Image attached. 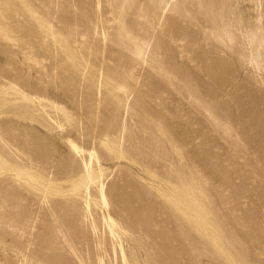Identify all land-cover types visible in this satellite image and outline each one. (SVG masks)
Segmentation results:
<instances>
[{
  "label": "rangeland",
  "instance_id": "obj_1",
  "mask_svg": "<svg viewBox=\"0 0 264 264\" xmlns=\"http://www.w3.org/2000/svg\"><path fill=\"white\" fill-rule=\"evenodd\" d=\"M0 264H264V0H0Z\"/></svg>",
  "mask_w": 264,
  "mask_h": 264
},
{
  "label": "bare ground",
  "instance_id": "obj_2",
  "mask_svg": "<svg viewBox=\"0 0 264 264\" xmlns=\"http://www.w3.org/2000/svg\"><path fill=\"white\" fill-rule=\"evenodd\" d=\"M101 32V31H100ZM98 91V90H97ZM74 149H76L77 150V148L76 147H74ZM75 153H76V151H75ZM85 168V167H84ZM86 173V172H85ZM87 176V175H86ZM88 177V176H87ZM87 180H88V178H87ZM87 187V186H86ZM86 190H87V188H86ZM102 193V192H101ZM87 195V194H86ZM102 197V196H101ZM87 198V197H86ZM87 204V203H86ZM93 227V226H92ZM108 228V227H107ZM109 229V228H108ZM110 231V230H109ZM111 233V232H110ZM96 240V239H95ZM97 244V243H96ZM97 251V250H96ZM100 258V257H99Z\"/></svg>",
  "mask_w": 264,
  "mask_h": 264
}]
</instances>
